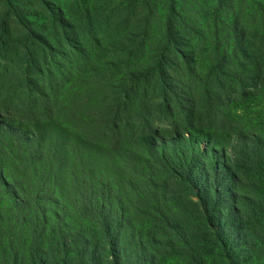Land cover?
I'll list each match as a JSON object with an SVG mask.
<instances>
[{"label": "trees", "instance_id": "16d2710c", "mask_svg": "<svg viewBox=\"0 0 264 264\" xmlns=\"http://www.w3.org/2000/svg\"><path fill=\"white\" fill-rule=\"evenodd\" d=\"M201 3L0 0V264H154L170 255L237 264L234 236L250 237L252 254L264 258V115L248 121L225 106L264 97V36L243 0H213L207 11ZM63 61L87 71L95 97L92 127L75 137L104 150L111 169H91V183L81 173L64 190L79 230L47 233L41 205L61 196L57 177L53 168L33 182L28 175L43 162L57 170L71 138L59 123L49 127L58 102L48 92L51 68ZM12 86L29 96L16 98ZM82 107L74 102L72 114L82 119ZM126 204L140 223L131 254Z\"/></svg>", "mask_w": 264, "mask_h": 264}, {"label": "rangeland", "instance_id": "374dc122", "mask_svg": "<svg viewBox=\"0 0 264 264\" xmlns=\"http://www.w3.org/2000/svg\"><path fill=\"white\" fill-rule=\"evenodd\" d=\"M54 2L61 3L63 6L69 0H53ZM92 1V0H90ZM96 1V0H93ZM118 0H114L117 2ZM189 2V0H184ZM205 10L211 8L213 0H198ZM250 8V18L252 21V28L258 32L261 36H264V0H243V4H246ZM157 12L163 16L162 3H157ZM208 56L207 53L196 57L197 70L201 75L205 74L208 67ZM60 64L52 65V77L50 81L51 88L48 92L54 96L52 99L56 98L57 103L52 106L53 111V125H50L51 131L57 130V123L65 127L69 132L71 138L66 144V152L59 155V166L57 170L55 169V163L52 165L46 164L39 165L37 172L29 171L28 181L40 178V176H45L47 174L48 168H53V174H56V183L52 187L55 194L61 192V196L57 197L53 194L50 202H43L41 205L45 211L47 217L46 230L47 233H52L57 231L58 228L62 232L71 231L75 232L79 230V227L83 224L81 214L76 212L71 203V199L64 190L67 189L68 184L77 183L80 180L79 176L83 173L86 176L88 182L98 181L96 176L92 174L91 169H96L97 172H106L111 169V165L108 162V155L104 150L96 148L90 140H81V138L75 137L76 131L84 127L85 125L91 126V118L87 115L90 106L94 103L95 97L92 96V92L88 89V77L87 71L84 70L82 73L76 74L72 70V65L67 62H59ZM13 72V67H10ZM82 77V80L78 82V78ZM10 90L14 91L16 98L22 95H28L25 89L20 86H12ZM29 96V95H28ZM74 102L82 103L83 107L81 109V114L83 118L76 117L78 113L72 114V105ZM225 106L230 109L232 114H237L239 116L247 117L248 121H258L262 122L260 119L264 115V97L262 96H250V98H245L243 100H235L226 103ZM228 109V110H229ZM4 122V121H3ZM89 123V124H88ZM4 124L6 126L13 125L16 126V120L7 118ZM160 133L163 134L169 130L170 125H160ZM92 127V126H91ZM132 142H126L123 145L124 160L126 150L130 147ZM199 149H210L205 143H199ZM76 176V178H74ZM128 196V195H127ZM131 198L127 197V200ZM125 224L123 228V238L125 239V254H131L134 246V240L132 238L133 233L139 230L140 223L136 216L130 211V207L126 204V210L124 213ZM58 225V226H57ZM83 228L85 232H89L90 228L86 223H84ZM247 239L239 238L238 236L228 237V246L234 248L235 256L237 257V264H264V258H256L257 255L252 254L250 250V242L246 244ZM73 246L70 245V249ZM72 255V253H71ZM130 262V255L128 256ZM132 264V263H131ZM154 264H184L179 261L177 257L170 255L168 259H160ZM207 264H219L216 259L209 258Z\"/></svg>", "mask_w": 264, "mask_h": 264}]
</instances>
